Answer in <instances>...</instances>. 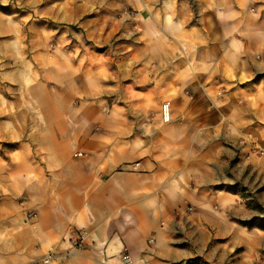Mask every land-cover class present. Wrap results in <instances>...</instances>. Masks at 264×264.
Returning a JSON list of instances; mask_svg holds the SVG:
<instances>
[{"label":"crops","instance_id":"0c3cea01","mask_svg":"<svg viewBox=\"0 0 264 264\" xmlns=\"http://www.w3.org/2000/svg\"><path fill=\"white\" fill-rule=\"evenodd\" d=\"M190 13L196 24L186 25ZM147 17L161 44L135 58L157 71L141 103L101 113L88 99L73 106L83 89L73 86L43 102L51 114L35 141L0 154V264H210L212 242L239 240L247 209L233 185L264 157L239 149L236 123L210 107L233 105L237 90L216 100L199 85L240 76L231 58L262 64L264 0H159ZM96 87L87 95L112 89ZM79 230L83 247L72 248Z\"/></svg>","mask_w":264,"mask_h":264},{"label":"rangeland","instance_id":"374dc122","mask_svg":"<svg viewBox=\"0 0 264 264\" xmlns=\"http://www.w3.org/2000/svg\"><path fill=\"white\" fill-rule=\"evenodd\" d=\"M158 2L0 0V154L7 156L19 143L35 141L51 114L43 102L58 94L68 99L73 86H83L72 98L73 106L88 99L106 113L110 105L133 110L135 102L141 103L137 91L147 87L157 71L135 58L150 57L152 49H159L161 40L146 19ZM196 18L190 13L186 25L196 24ZM257 60L262 64L238 65L231 58L230 67L240 76L232 71L216 75L205 84L201 81L199 88L213 90L216 100L237 90L233 105L221 111L216 101L210 107L223 122L236 123L239 149L264 157V57ZM108 83L110 92L87 95L88 88L97 92V85ZM140 114L133 111L129 118L136 120ZM142 115L146 122L154 119L151 112ZM233 189L247 209L240 221L244 228L234 244L211 243L209 247L222 250L216 249L210 264H264V228L258 226L264 222V167L244 169Z\"/></svg>","mask_w":264,"mask_h":264},{"label":"built area","instance_id":"2783aa9c","mask_svg":"<svg viewBox=\"0 0 264 264\" xmlns=\"http://www.w3.org/2000/svg\"><path fill=\"white\" fill-rule=\"evenodd\" d=\"M161 117L164 122H167L170 120V108L167 103H163L161 105ZM35 217V214L33 212L27 213L28 219H33ZM86 235L83 231H75L72 236L69 238V241L71 243L72 248L80 249L83 247L84 241H85ZM152 239H149L148 242H151ZM127 256H124L126 258ZM53 258V253H49L45 255L42 258L43 263H48Z\"/></svg>","mask_w":264,"mask_h":264},{"label":"trees","instance_id":"16d2710c","mask_svg":"<svg viewBox=\"0 0 264 264\" xmlns=\"http://www.w3.org/2000/svg\"><path fill=\"white\" fill-rule=\"evenodd\" d=\"M71 27H75V25H69ZM256 221V220H255ZM258 223V222H257ZM248 224V223H247ZM258 226L261 227V228H264V222H260L258 223Z\"/></svg>","mask_w":264,"mask_h":264}]
</instances>
